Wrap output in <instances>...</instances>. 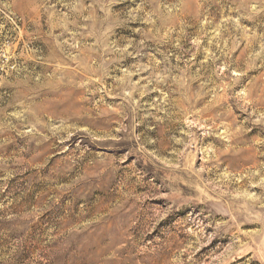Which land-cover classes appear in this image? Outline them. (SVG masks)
<instances>
[{"label":"rangeland","instance_id":"rangeland-1","mask_svg":"<svg viewBox=\"0 0 264 264\" xmlns=\"http://www.w3.org/2000/svg\"><path fill=\"white\" fill-rule=\"evenodd\" d=\"M0 264H264V0H0Z\"/></svg>","mask_w":264,"mask_h":264}]
</instances>
